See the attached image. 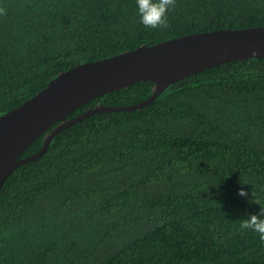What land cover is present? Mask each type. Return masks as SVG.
Instances as JSON below:
<instances>
[{
    "label": "trees",
    "instance_id": "trees-1",
    "mask_svg": "<svg viewBox=\"0 0 264 264\" xmlns=\"http://www.w3.org/2000/svg\"><path fill=\"white\" fill-rule=\"evenodd\" d=\"M166 16V26L148 28L135 0H0V116L79 64L264 26V0H175ZM155 89L136 83L67 119L138 104ZM261 206L264 58L207 69L142 110L94 114L61 131L0 190V264H264V240L240 228Z\"/></svg>",
    "mask_w": 264,
    "mask_h": 264
},
{
    "label": "water",
    "instance_id": "water-1",
    "mask_svg": "<svg viewBox=\"0 0 264 264\" xmlns=\"http://www.w3.org/2000/svg\"><path fill=\"white\" fill-rule=\"evenodd\" d=\"M261 58L264 26L199 32L60 73L35 96L0 116V190L14 170L42 157L53 139L77 122L102 112L142 110L183 78L227 62ZM142 81L156 85L148 99L126 107L99 106L67 119L91 100ZM43 134L48 135L41 149L21 158Z\"/></svg>",
    "mask_w": 264,
    "mask_h": 264
},
{
    "label": "clouds",
    "instance_id": "clouds-1",
    "mask_svg": "<svg viewBox=\"0 0 264 264\" xmlns=\"http://www.w3.org/2000/svg\"><path fill=\"white\" fill-rule=\"evenodd\" d=\"M175 0H135L136 11L139 22L148 28L166 26L169 8L173 6ZM240 195H247L244 188L239 189ZM259 203V201L254 200ZM241 229H251L259 234L264 240V206H261L258 214H251L240 223Z\"/></svg>",
    "mask_w": 264,
    "mask_h": 264
}]
</instances>
